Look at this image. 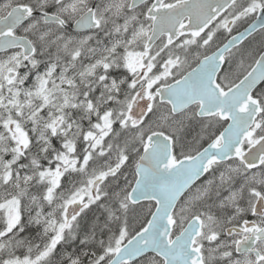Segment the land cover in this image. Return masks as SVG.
I'll list each match as a JSON object with an SVG mask.
<instances>
[{
    "label": "snow or ice",
    "instance_id": "1",
    "mask_svg": "<svg viewBox=\"0 0 264 264\" xmlns=\"http://www.w3.org/2000/svg\"><path fill=\"white\" fill-rule=\"evenodd\" d=\"M0 264H264V0H0Z\"/></svg>",
    "mask_w": 264,
    "mask_h": 264
}]
</instances>
